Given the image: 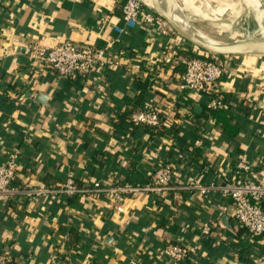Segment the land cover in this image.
Here are the masks:
<instances>
[{"label": "crops", "instance_id": "1", "mask_svg": "<svg viewBox=\"0 0 264 264\" xmlns=\"http://www.w3.org/2000/svg\"><path fill=\"white\" fill-rule=\"evenodd\" d=\"M167 26L165 37L140 22L130 29L113 0H0V159L19 149L17 186L68 175L78 185H142L162 163L174 171V189L127 196L120 212L105 193L0 202V250L12 264H171L161 250L172 242L197 246L195 264H264V241L236 225L231 201L217 188L199 191L264 180V95L256 87L264 55L240 56L215 87L235 135L215 121L198 133L204 100L179 89L180 59L202 53ZM30 41L103 47L110 66L90 81L58 79L22 54ZM139 103L169 112V127L118 120ZM205 223L211 236L198 242Z\"/></svg>", "mask_w": 264, "mask_h": 264}, {"label": "built area", "instance_id": "2", "mask_svg": "<svg viewBox=\"0 0 264 264\" xmlns=\"http://www.w3.org/2000/svg\"><path fill=\"white\" fill-rule=\"evenodd\" d=\"M120 8L121 16L126 26L134 28L139 22L152 26L153 30L161 36H167L169 29L165 20L146 7L145 0H113ZM26 58L34 59L39 65L50 70L58 79H81L90 81L94 76L109 68L110 62L106 59V49L94 45H80L64 41L53 47H45L38 42L30 41L22 48ZM220 56L204 53L193 57L180 59L184 72L180 77L179 89L188 94L196 95L204 100L205 115L198 120V133L213 128L214 120L210 110L226 111L227 105L223 96L216 93V85L229 77L235 62L233 56ZM169 62V58L165 59ZM257 90L264 95V70L261 71L257 82ZM156 105L148 104L134 109L129 116V123L134 127H148L154 132H160L169 127L168 118ZM194 148L202 146V141L196 139L192 143ZM20 151L15 148L0 159V202L4 207L19 199L29 203H36L42 198H63L92 193L111 194L115 197V209L122 211V204L127 196L140 194H162L171 187L174 171L171 163H162L150 175L149 180L142 185L121 183L108 186L103 182L95 181L86 185H78L73 175L53 185L40 183L38 185L26 184L19 187L15 181L20 169ZM238 170H248L242 162L236 165ZM217 188L224 199L231 201L233 207V220L252 239L264 241V180L258 183L226 182L220 186L209 185L199 187L200 192L206 189ZM211 226L205 223L197 237L201 242L210 238ZM164 257L171 264H195L197 259V246L183 242L167 243L161 250ZM13 260L8 250H0V264H10Z\"/></svg>", "mask_w": 264, "mask_h": 264}, {"label": "rangeland", "instance_id": "3", "mask_svg": "<svg viewBox=\"0 0 264 264\" xmlns=\"http://www.w3.org/2000/svg\"><path fill=\"white\" fill-rule=\"evenodd\" d=\"M163 2L164 0H161L162 6ZM175 2L182 10V16L212 32L215 35L214 39L199 31L217 43L245 39L246 32L252 31L256 26L254 18L257 7L261 8L260 4L257 6L253 0H175ZM261 2L264 3V0ZM168 7L176 8L172 11H178L173 0H170ZM260 24L264 30V16ZM194 48L202 54L205 53Z\"/></svg>", "mask_w": 264, "mask_h": 264}, {"label": "water", "instance_id": "4", "mask_svg": "<svg viewBox=\"0 0 264 264\" xmlns=\"http://www.w3.org/2000/svg\"><path fill=\"white\" fill-rule=\"evenodd\" d=\"M173 4H175V6L178 8V10H180V12L182 13V10L180 9L179 5L176 4L175 0H173ZM146 7L149 10H151V11L155 12L156 14H158L159 16H161L165 20V22L170 26V28L178 36H180L182 39L187 41L193 47H196L197 49H199L205 53L216 55V56H233V57H240V56H244V55H264V40H262V41L251 40L250 41V40L242 39V40H233L232 42H221V41H219V44H208V43L201 41L197 37L193 36L192 34L187 32L186 30H184L183 28L178 26L176 23H174L171 20V18L164 11L161 10V8L158 5L157 0H150V5H148L146 3ZM260 7L264 10V3L263 2H260ZM187 21L189 22V25L192 29H194L195 31H200L202 33H205L203 31L197 29L196 27H194L191 20L187 19ZM210 37H212V36H210ZM40 98L41 97H39V99ZM40 101H41V99H40Z\"/></svg>", "mask_w": 264, "mask_h": 264}, {"label": "bare ground", "instance_id": "5", "mask_svg": "<svg viewBox=\"0 0 264 264\" xmlns=\"http://www.w3.org/2000/svg\"><path fill=\"white\" fill-rule=\"evenodd\" d=\"M148 5H150V0H145ZM254 3L258 6L261 2V0H253ZM159 7L161 8L162 11H164L170 18L171 20L176 23L178 26L192 34L193 36L197 37L201 41L208 43V44H219L216 41L212 40L208 36L200 33L199 31H195L192 29L189 25V22L184 18L181 14V12L178 11H172L176 8H169L168 6L170 5V0H164L163 6L161 3V0H157ZM166 10V11H165ZM264 16V10L262 8L257 7V11L255 13V23L256 26L253 28L252 31L246 32V40H258L262 41L264 40V30L262 28L261 19ZM245 25V24H244ZM243 25V26H244ZM250 25V24H249ZM247 26V25H246Z\"/></svg>", "mask_w": 264, "mask_h": 264}, {"label": "trees", "instance_id": "6", "mask_svg": "<svg viewBox=\"0 0 264 264\" xmlns=\"http://www.w3.org/2000/svg\"><path fill=\"white\" fill-rule=\"evenodd\" d=\"M187 57H193L192 55H190V54H187L186 55ZM219 58H223V57H219ZM234 59V61H239V59H240V57H233ZM152 72V71H151ZM150 74H152V73H150ZM147 80V79H146ZM143 81L142 83H140L139 84V89H140V97L141 98H144L145 96H146V93H147V87H148V85H149V82H147V81ZM223 100L226 102V99L223 97ZM138 105H140L139 107H141V105H142V103H139ZM137 105V106H138ZM137 106L135 107V108H133V107H128L125 111H124V113L121 115V116H119V119L118 120H120V122L122 123V121L123 122H126V123H128V124H130L129 123V116H130V114H131V112L134 110V109H136L137 108ZM209 114H210V116H212V118H213V120L215 121V123H218L221 127H222V129H223V131L226 133V134H228L229 136H233V135H235V132H236V129L233 127V125H231L228 121H227V119H226V117H225V115H224V113L222 112V111H220V110H210L209 111ZM152 130V129H151ZM13 263V260H12V262L10 263V264H12Z\"/></svg>", "mask_w": 264, "mask_h": 264}]
</instances>
